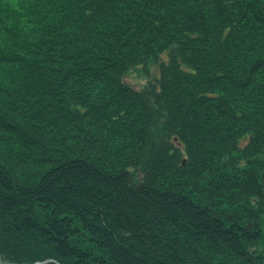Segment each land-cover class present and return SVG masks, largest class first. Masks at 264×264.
Wrapping results in <instances>:
<instances>
[{
  "label": "trees",
  "instance_id": "16d2710c",
  "mask_svg": "<svg viewBox=\"0 0 264 264\" xmlns=\"http://www.w3.org/2000/svg\"><path fill=\"white\" fill-rule=\"evenodd\" d=\"M0 259L264 264V0H0Z\"/></svg>",
  "mask_w": 264,
  "mask_h": 264
},
{
  "label": "rangeland",
  "instance_id": "374dc122",
  "mask_svg": "<svg viewBox=\"0 0 264 264\" xmlns=\"http://www.w3.org/2000/svg\"><path fill=\"white\" fill-rule=\"evenodd\" d=\"M160 76V69L158 65L150 63L146 67L144 65H139L137 68L132 69L124 80L128 82L134 88H142L148 84L149 79H154Z\"/></svg>",
  "mask_w": 264,
  "mask_h": 264
},
{
  "label": "water",
  "instance_id": "95a60500",
  "mask_svg": "<svg viewBox=\"0 0 264 264\" xmlns=\"http://www.w3.org/2000/svg\"><path fill=\"white\" fill-rule=\"evenodd\" d=\"M0 264H29V263H15V262H12V261H4L2 259H0Z\"/></svg>",
  "mask_w": 264,
  "mask_h": 264
}]
</instances>
